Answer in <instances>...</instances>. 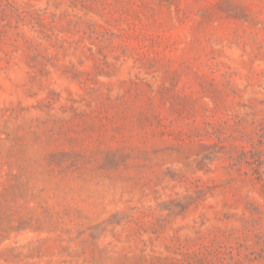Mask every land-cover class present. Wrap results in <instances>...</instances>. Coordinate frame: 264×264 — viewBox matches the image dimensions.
<instances>
[{
  "label": "rangeland",
  "instance_id": "374dc122",
  "mask_svg": "<svg viewBox=\"0 0 264 264\" xmlns=\"http://www.w3.org/2000/svg\"><path fill=\"white\" fill-rule=\"evenodd\" d=\"M0 264H264V0H0Z\"/></svg>",
  "mask_w": 264,
  "mask_h": 264
}]
</instances>
